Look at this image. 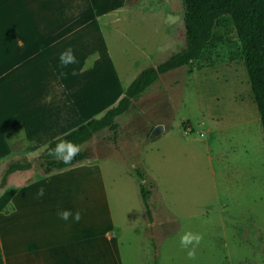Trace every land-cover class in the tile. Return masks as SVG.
Listing matches in <instances>:
<instances>
[{
    "label": "rangeland",
    "instance_id": "obj_1",
    "mask_svg": "<svg viewBox=\"0 0 264 264\" xmlns=\"http://www.w3.org/2000/svg\"><path fill=\"white\" fill-rule=\"evenodd\" d=\"M176 1L180 9H169L159 54L139 71L183 46ZM238 50L229 27L223 41L159 75L115 119V143L103 131L79 148L85 161L102 167L124 264H264V137ZM156 126L163 131L150 139ZM31 163L32 170L5 183L37 178L39 159ZM186 232L198 234L199 243L182 246Z\"/></svg>",
    "mask_w": 264,
    "mask_h": 264
},
{
    "label": "crops",
    "instance_id": "obj_2",
    "mask_svg": "<svg viewBox=\"0 0 264 264\" xmlns=\"http://www.w3.org/2000/svg\"><path fill=\"white\" fill-rule=\"evenodd\" d=\"M171 5L180 9L176 0H0V181L10 164L37 160L52 140L116 105L159 54ZM8 183L3 264H124L99 162ZM65 209L80 210L79 222L61 220Z\"/></svg>",
    "mask_w": 264,
    "mask_h": 264
},
{
    "label": "trees",
    "instance_id": "obj_3",
    "mask_svg": "<svg viewBox=\"0 0 264 264\" xmlns=\"http://www.w3.org/2000/svg\"><path fill=\"white\" fill-rule=\"evenodd\" d=\"M136 1L126 0V6L132 7ZM180 1L184 30L183 46L171 53L163 62L155 66H144L128 84L116 105L108 109L102 116L91 118L74 130L48 143L38 158V168H40L41 174L37 178L69 169L81 164L87 158L86 152L78 151L72 162L67 165L54 159L48 154L49 150L61 140L71 141L73 144L79 145L80 148L92 141L97 134L108 131L111 133V141L115 143L118 128L115 119L128 112L132 103L157 82L159 75L189 65L201 56L209 44L223 41L229 27H232L239 43V50L235 58L244 64L264 137V0ZM30 169L31 163L26 160L10 164L1 177V185H4L6 178L11 174L26 172ZM139 192L147 221L151 223L148 195L142 185L139 186ZM0 264H3L1 249Z\"/></svg>",
    "mask_w": 264,
    "mask_h": 264
},
{
    "label": "clouds",
    "instance_id": "obj_4",
    "mask_svg": "<svg viewBox=\"0 0 264 264\" xmlns=\"http://www.w3.org/2000/svg\"><path fill=\"white\" fill-rule=\"evenodd\" d=\"M71 58V49L66 50L65 52L61 53L59 59L61 64H67L70 62V60H66L65 57ZM75 75V73H73ZM79 150V145L73 144L71 141L68 140H61L58 143H55L54 146H52L49 150V155L52 156L54 159L60 161L63 164H70L74 158V156L77 154ZM45 193V189L43 187H40L37 189L36 195L37 197H43ZM57 215L61 220L68 221L69 218L74 222H79L81 218V212L80 210H76L75 212H72L70 210H61L57 212ZM201 237L198 234H193L191 232H186L180 237V244L184 247H187L189 244H192L193 242L199 243ZM189 256L192 255V252L190 251Z\"/></svg>",
    "mask_w": 264,
    "mask_h": 264
},
{
    "label": "water",
    "instance_id": "obj_5",
    "mask_svg": "<svg viewBox=\"0 0 264 264\" xmlns=\"http://www.w3.org/2000/svg\"><path fill=\"white\" fill-rule=\"evenodd\" d=\"M163 127L162 126H156L153 128L151 134H150V139L155 138L159 133H162Z\"/></svg>",
    "mask_w": 264,
    "mask_h": 264
}]
</instances>
